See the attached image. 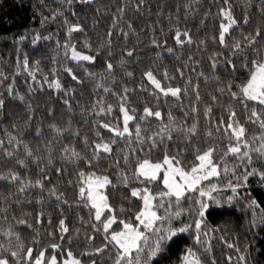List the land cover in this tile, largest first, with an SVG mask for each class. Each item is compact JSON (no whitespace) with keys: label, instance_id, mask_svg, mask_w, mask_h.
Returning a JSON list of instances; mask_svg holds the SVG:
<instances>
[{"label":"snow or ice","instance_id":"obj_1","mask_svg":"<svg viewBox=\"0 0 264 264\" xmlns=\"http://www.w3.org/2000/svg\"><path fill=\"white\" fill-rule=\"evenodd\" d=\"M198 2L183 4V22L177 3L175 13L167 14V30L155 26L163 14L162 8L157 10L154 24L146 25L154 56L140 69L134 88L125 79L136 80L128 64L133 57L140 61L141 41L133 20L121 21L129 11L142 17L147 10L151 15L148 0H117L112 26L98 37V44L85 39V50L70 40L74 32H84V25H69L59 7L52 11L51 19L64 16L69 37L63 41L64 54L68 58L70 53V62H77L84 79L73 67H59L81 87L85 79L91 82L97 98L90 107L79 109L82 123L77 122L71 102L76 89L61 83L53 57V67L41 79L59 93L53 98L59 110L57 103L46 101L45 123L28 101L23 127L11 122L0 129V183L7 189L0 196V264H160L162 259L169 264H218L210 234L219 226L209 227L208 217L225 205L234 206L242 198L240 189H246L253 176L264 192L260 184L264 182V0L254 5L262 18L258 23L248 10L251 4L240 15L230 0H223L215 13L203 11L200 26L206 27L209 17L218 22L203 38L199 27L194 33L187 26ZM66 3L71 8L73 0ZM113 36L124 40L119 60L114 58ZM131 36L137 40L129 45ZM39 39L37 33L32 43ZM56 44L60 47L61 41ZM210 46L217 50L202 61L197 53L208 52ZM165 56L175 60L171 69ZM96 62L102 65L99 75L90 70ZM39 63L34 61L37 67L29 71L27 55L23 59V70L29 71L33 82ZM16 68L21 70L19 59ZM202 84L211 85L207 101ZM34 90L30 84L29 93ZM138 92L148 97L139 102L140 108L131 99ZM109 96L116 102H109ZM161 97L165 104L174 100L181 115H175L171 106L163 113ZM17 100L24 102L26 96L8 84L0 93V112ZM184 100L189 101L187 108ZM216 108L221 110L218 116ZM150 119L156 121L155 130L147 126ZM248 126L256 129L255 134L249 135ZM154 150L162 158H154ZM68 189L73 191L71 199ZM26 197L41 211L17 213ZM243 198L253 210L250 225L255 226V210L264 213V196L258 200L246 192ZM45 207L56 213L57 242L45 243L36 228L45 218L52 225V213ZM73 207L86 209V218L76 212L69 220L65 208ZM27 229L33 230L30 240L22 236ZM47 235L51 239L54 233ZM174 246L178 255L173 262L169 254ZM239 260L247 264L244 254Z\"/></svg>","mask_w":264,"mask_h":264},{"label":"trees","instance_id":"obj_2","mask_svg":"<svg viewBox=\"0 0 264 264\" xmlns=\"http://www.w3.org/2000/svg\"><path fill=\"white\" fill-rule=\"evenodd\" d=\"M149 7L151 8V15L145 10L143 16L140 17L136 13L129 11L124 20L121 23H125L128 19L133 20L134 27L138 32V39L141 41L139 51L137 55L140 57V61L136 62L135 57L129 61L128 69L133 70L136 73L135 82L132 80L125 79L129 88L136 87L139 82V72L140 69L147 65L151 58L154 56V51L150 44V38L152 33L148 30L146 25H152L156 21V12L158 9H163V14L160 17V24H156L157 28L164 26L167 30V14L171 10L175 13V5L179 3L181 5V20L183 22V4L190 2V0H148ZM233 5L234 12L237 15L242 14L245 9L246 4H251L253 7L249 8L250 14L253 16V21L258 23L262 18L256 11L254 5L259 3V0H230ZM223 0H199L198 3H194L193 7L198 9L197 13L190 17L187 26L192 29L195 33L199 27V37L203 38L205 35H211L213 31L215 21L213 17H209L206 20V27L199 25V20L203 15V11L209 10L212 13L217 11V6H222ZM117 5V0H91L90 3H83L82 0H73L71 8H69L66 0H0V93L5 92L7 85L12 84L14 89H17L20 94L26 96V101L20 102L15 101L12 104L6 106L4 112H0V129H3L6 125L11 122H16L18 125L23 127V123L26 120V108L28 101L31 102L32 108L35 112L36 117L46 119V101L57 103L53 100L54 97L59 95L55 89H48L46 83H43L41 77L44 73H47L49 69L53 67L52 58L55 57L58 62V74L61 77V83L65 87H72L76 89V93L72 98V103L75 106L76 111V121L82 123L79 109L81 107L87 108L91 106V102L97 97L92 92V83L85 79V86L81 87L73 82L70 78L63 72V69L59 65H66L67 67H73L81 78L84 79L80 69L76 68L77 62H70L69 57L66 58L63 50V41L68 37L67 28L68 25L64 23V16H67L69 25L72 23H81L84 25L83 33H73L70 37L71 41H75L78 45V50L83 49V41L88 39L94 44L100 43L98 37L104 35L108 27L112 26L111 14L115 12ZM61 8L64 11V16H58L55 19H51V13L56 8ZM99 9L97 12L96 10ZM75 12V16H73ZM94 21L96 23L94 24ZM142 30V31H141ZM118 32L119 29L117 28ZM39 34L40 39L36 44L32 43L36 34ZM235 34V33H234ZM23 37V39H21ZM48 37H51L48 39ZM61 41V46L58 47L56 40ZM114 45V58L119 60V53L121 45L124 43L122 37L113 36ZM137 36H131L128 40L129 45L136 43ZM169 45L172 41H168ZM193 52H195V46H193ZM215 47H209L208 52L197 53V56L202 60H206L207 55L216 51ZM27 55L29 59V71L34 65V61H39V69L36 73V81L33 82L29 71L23 70V59ZM19 59L21 70L17 72V61ZM89 62H84V66H87ZM164 63L171 69L172 65L175 64V60L172 57L165 56ZM102 65L100 62H96L95 66L90 70L100 74ZM200 69L198 68L197 71ZM118 78L122 77L121 72L116 73ZM226 78V77H223ZM32 85L35 89L33 92L29 93L28 87ZM39 84H43V88L39 87ZM211 89V85L201 86V93L204 95L205 101H207L206 92ZM66 99L68 97H65ZM133 103L140 108V101L148 99L144 94L137 93L135 96L131 97ZM109 102L115 103V97H108ZM78 102V105H77ZM189 101L184 100L185 108H187ZM161 111L166 113L168 108L171 106L173 108L174 114L180 116V109L174 100H169L167 104L164 103V98L161 97ZM57 108L59 110V104L57 103ZM142 110V108H141ZM220 109L216 108L215 115L220 114ZM117 113L114 111L112 114V119L116 118ZM87 119V117H84ZM35 123V122H34ZM190 123V121H189ZM205 121L201 120V125L203 126ZM147 126L150 129H156V121L150 119ZM87 127V126H85ZM256 129L252 126H248L249 135L255 134ZM219 135V134H217ZM30 139V137H26ZM154 158H162V156L153 151ZM232 161H230V164ZM264 185V182H260ZM7 189L0 183V196L5 195ZM241 199L238 202H234V206L225 205L224 209L215 210L212 215L208 217V226L216 227L219 226V231L211 233V243H212V255H214L218 261V264H245L244 261L239 260V256L244 254L246 256L247 264H264V225L261 223V218L264 213L261 209L257 208L255 210L256 225L251 226L250 221L253 219V210L247 208V199L243 198L246 192H250L258 200L262 199L264 192L261 191V187L258 186L257 177L253 176L248 181V187L246 189H240ZM230 194V193H226ZM33 196L36 193L32 194ZM67 196L69 199L73 197V191L71 189L67 190ZM25 198V204L23 208H17V213L22 212H40L41 208L35 206V201L32 204L27 203ZM226 209V210H225ZM47 213H52L53 222L52 225L48 224L47 219H43L41 224L36 226L40 233V236L44 239L45 243L57 242V237L55 236V225L58 223L56 213L53 212L52 208L45 207L44 209ZM86 209L73 207L72 209L65 208V215L69 220L75 218V213L79 212L81 215H85ZM30 222H32L30 218ZM75 226H79L78 221ZM32 229H27L22 231V236L30 240L32 235ZM49 231L54 233L53 237L50 239L47 235ZM223 237V239H221ZM83 238V229L81 231V239ZM99 242V241H98ZM190 242V241H189ZM229 245H234V247H229ZM180 247H183L181 243ZM239 249V251H237ZM172 261H175L178 252L174 250L169 254ZM231 257V260H229ZM160 264H169L167 259H162Z\"/></svg>","mask_w":264,"mask_h":264}]
</instances>
